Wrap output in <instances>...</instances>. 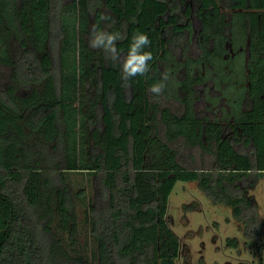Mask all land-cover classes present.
Returning <instances> with one entry per match:
<instances>
[{
    "label": "trees",
    "instance_id": "16d2710c",
    "mask_svg": "<svg viewBox=\"0 0 264 264\" xmlns=\"http://www.w3.org/2000/svg\"><path fill=\"white\" fill-rule=\"evenodd\" d=\"M190 1L199 5L206 37L221 21V7L241 9L257 54L249 63L250 116L238 138L244 149L209 124L201 132L214 145L210 169L183 166L151 123L150 86L159 82L158 61L170 49L165 35L176 47L185 38L174 0H0V75L12 81L0 85V264L69 263L51 230L57 221L74 241L65 170L90 172L97 181L88 214L96 264H176L180 245L166 213L178 180L197 181L213 204L231 208L245 237H259L258 205L247 187L264 173V0ZM97 28L122 35L121 56L133 34L146 33L149 72L125 82L122 57L113 61L90 47ZM9 39L18 44L14 56L3 44ZM30 86L37 88L18 95ZM189 103L180 115L158 111L168 128L163 136L203 145ZM226 241L238 246L235 237Z\"/></svg>",
    "mask_w": 264,
    "mask_h": 264
},
{
    "label": "rangeland",
    "instance_id": "374dc122",
    "mask_svg": "<svg viewBox=\"0 0 264 264\" xmlns=\"http://www.w3.org/2000/svg\"><path fill=\"white\" fill-rule=\"evenodd\" d=\"M64 1L68 2L69 0ZM186 2H177L178 5L180 3L182 5L179 20L181 22L186 20L188 25L193 23L187 31L185 43L183 42L176 47L168 41L165 48L169 47L171 51L168 49V52L165 51L159 58V81L166 72L169 79L165 81L163 96L161 98L152 97L151 102L156 107L155 117L151 123L155 124V129L158 130L160 137L176 151L177 159L183 166L210 169L214 160V145L208 144L209 142L203 145L194 144L189 140L190 138L171 136L169 132V135L163 136L168 128L164 129L158 111L169 108L173 113L181 114L183 107L177 100L183 98L184 91L188 87L190 88L189 80L197 77L201 81L192 90L191 104L196 103L195 109L199 116V128L201 129L205 124L201 117L209 118L203 112L205 100L209 99L212 100L211 106L214 111V115H210L212 119L216 121L218 114H220L223 115L221 122H226L230 116L229 108L231 112L233 107L239 108L238 103L245 95L247 96L248 85L250 84L249 63L252 54H257L252 52L250 34L249 36L243 35L238 29L239 26L241 27L239 19H235L233 22L229 19L226 21L224 20L225 13L219 14L222 23L220 25L219 22L213 23L214 28L212 30L209 27L212 32L210 31L209 37H206V27L202 24V20L196 17L195 11L193 15L185 14L183 8ZM196 6L193 2V7L196 8ZM206 26L208 27V25ZM224 26L228 27L231 34L225 35V31L222 29ZM236 34H239L242 44L249 45L250 57L243 58L239 53L230 56V58L226 57L227 50L224 42L226 40L236 42L239 38L235 36ZM168 38V34H166L165 39ZM210 38L213 39L210 40ZM3 44L14 56L18 49L17 42L9 39ZM124 56L122 54V59ZM201 62H203V66H201ZM220 77L224 83L218 82ZM3 84H12V81L8 76L2 77L0 75V85ZM36 88L24 87L22 91L21 88H18L17 92L18 95H25ZM247 101L249 102V98L246 99V108H249ZM238 115L240 116V113H236L235 119L239 118ZM228 132L225 130L224 134L228 135ZM239 148L244 149L242 146ZM62 173L72 194L74 222L71 230L74 241H70L69 230L57 226V221L53 223L51 230L61 241L70 257L69 263L63 264H77L81 261L96 264L97 240L91 233V221L88 214L90 212L89 206L97 200L95 197L97 181L90 172L83 170H65ZM247 194L252 196L258 205L259 217L262 222L258 238L245 237L239 228V223L232 216L231 208L221 204H213L200 190L197 181H176L168 198L166 213L167 224L178 237L180 245L176 264H264V243L262 249L258 247L259 242H264V173L255 180L253 187H247ZM96 209H98V205ZM232 237L237 238L238 246L227 245L226 239Z\"/></svg>",
    "mask_w": 264,
    "mask_h": 264
},
{
    "label": "flooded vegetation",
    "instance_id": "af4514ba",
    "mask_svg": "<svg viewBox=\"0 0 264 264\" xmlns=\"http://www.w3.org/2000/svg\"><path fill=\"white\" fill-rule=\"evenodd\" d=\"M179 1H181V3L188 1V2L185 3L184 8H183V10H185V14L186 15H189V14L193 15V13L195 11L196 17L199 18V19H201V16H200L201 11L199 9V5H197L196 8H194L193 7V2L192 1H189V0H174V3L177 4V2H179ZM181 3L179 5L177 4L178 7H177V9H175L174 13L177 14V24L176 25H178L181 30L183 29V31L185 32V38H186L187 31L189 30V27L192 26V23L193 22L188 25V22H186V20H184L182 22L179 20V18L181 17V13H182V11H181L182 10ZM187 7H189V12H187ZM221 9H222L223 13H225V15H226L225 16L226 18L224 17V20L227 21L229 19V21H232L233 22L235 19H239L240 24H241V27L239 26L238 29L241 30V34H243V35H246L247 34V36H249V32L247 31V28H246L247 26H246V23H245L246 22V18H245V15L243 14V11L241 9L237 10L235 8H224V7H221ZM202 11H204V10H202ZM106 14H107V12H106ZM220 19H221V17H220ZM221 23H222V21H219L218 24L220 25ZM209 27L213 30L214 25L211 24ZM232 27H230L231 30H232ZM222 29H223V31H225V35H227L229 33L231 34V31L228 30V27H225L224 26ZM167 30H168V27H167ZM235 36L238 38L239 37V34L238 35L236 34ZM168 37H169V35H168ZM185 38H184V40H182V42L180 43V45L183 42L185 43ZM169 39L170 38L166 39V41L168 42ZM211 39H213V38H210V40ZM221 41H222V38H221ZM225 42H224V45L226 44V50H227L226 57L230 58V56H235L238 53L243 58H246V56L247 57H250V55H249V45L242 44L241 43V40H240V37L236 40V42L229 41V40H226ZM226 57H224V58H226ZM194 62H196V61H194ZM200 64H201V66L204 65L203 62H201ZM189 81H190L189 83L191 84V85H189L190 88L188 87L184 91L183 98L177 100V101H179V103L183 107L181 114L184 112V108H185L186 104L188 102H190L189 104H190L191 110H192L193 122L196 124L195 125V127H196L195 132L196 133L201 134L202 133L201 131H204V128H206L209 124H213L215 127H218L219 128V133H220V136L221 137L227 138L232 144H234V143L236 144L235 147L238 150H242L239 147L240 146L243 147V143L242 142H239L238 138H241L242 137V133H243V126L242 125L248 121V117L250 116V108H246V106H247L246 99L248 98V93H247V96L245 95V97L243 99H241L240 103H238L237 106H239V108L233 107L232 108V112H231V109L229 108L230 116H229V120H226V122L225 121L224 122H221V117L223 115H220V114H218V116H217V120L218 121L217 120L215 121V120L212 119V116H210V115H214V111H213V108L211 106V104H212L211 101L212 100H210V99L209 100H205L206 102H205V106L203 108V112L205 113V115H208L209 118H207L206 116L201 117V119H203L205 121V124L200 129L199 128L200 125L198 124V120H199L198 117L199 116H198V114H196L197 111L195 109V104L196 103H192L191 104V101H192L191 95H192V90H193L194 86L197 85L201 80H200V78L194 77V78H191V80H189ZM218 82H223V80H222L221 77L218 79ZM184 84H185V82H184ZM249 85H248V88H249ZM182 90H184V89L182 88ZM150 100H153V99L150 98ZM236 113H240V116L238 115L239 116L238 119H235L236 118ZM225 130H228L229 131L228 132L229 133L228 135H225L224 134V131ZM201 137H202V141H204L205 143H208V138L203 133H202V136ZM189 140H191V139H189ZM236 140H237V142H236Z\"/></svg>",
    "mask_w": 264,
    "mask_h": 264
},
{
    "label": "clouds",
    "instance_id": "9594fccd",
    "mask_svg": "<svg viewBox=\"0 0 264 264\" xmlns=\"http://www.w3.org/2000/svg\"><path fill=\"white\" fill-rule=\"evenodd\" d=\"M107 19V17H103ZM123 39L118 32L101 31L98 28L94 29L89 40V45L92 48H102L109 59L116 61L120 60L121 54L116 48V42ZM151 44V41L146 33L136 32L133 34L128 52L124 56L121 64V78L127 82L135 76H145L149 72V61L153 59L152 53L145 49ZM169 79L168 73H164L159 82L153 83L150 86V92L154 96H159L165 88V81Z\"/></svg>",
    "mask_w": 264,
    "mask_h": 264
}]
</instances>
